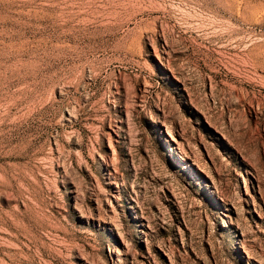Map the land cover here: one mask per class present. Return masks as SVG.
I'll return each instance as SVG.
<instances>
[{"label":"rangeland","instance_id":"1","mask_svg":"<svg viewBox=\"0 0 264 264\" xmlns=\"http://www.w3.org/2000/svg\"><path fill=\"white\" fill-rule=\"evenodd\" d=\"M0 264H264V0H0Z\"/></svg>","mask_w":264,"mask_h":264},{"label":"bare ground","instance_id":"2","mask_svg":"<svg viewBox=\"0 0 264 264\" xmlns=\"http://www.w3.org/2000/svg\"><path fill=\"white\" fill-rule=\"evenodd\" d=\"M112 184V183H111Z\"/></svg>","mask_w":264,"mask_h":264}]
</instances>
